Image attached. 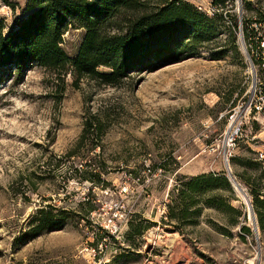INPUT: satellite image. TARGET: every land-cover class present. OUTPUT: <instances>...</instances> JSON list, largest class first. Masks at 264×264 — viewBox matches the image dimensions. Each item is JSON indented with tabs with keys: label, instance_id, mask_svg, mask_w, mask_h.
Instances as JSON below:
<instances>
[{
	"label": "rangeland",
	"instance_id": "obj_1",
	"mask_svg": "<svg viewBox=\"0 0 264 264\" xmlns=\"http://www.w3.org/2000/svg\"><path fill=\"white\" fill-rule=\"evenodd\" d=\"M181 1L221 18L218 47L117 87L83 80L77 89L40 67L18 83L0 78V264H264L252 196L264 199L262 114L252 107L239 138L227 141L233 111L246 114L254 75L247 50L263 34L264 0ZM27 3L0 0L4 34L28 14ZM83 34L64 35L69 56ZM212 48L225 49L223 58L213 59ZM87 113L103 120L100 148L67 157ZM226 160L246 197L231 185L211 204L200 198L195 216L171 218L179 184L209 173L228 178ZM43 207L64 213L62 225L24 238Z\"/></svg>",
	"mask_w": 264,
	"mask_h": 264
},
{
	"label": "trees",
	"instance_id": "obj_2",
	"mask_svg": "<svg viewBox=\"0 0 264 264\" xmlns=\"http://www.w3.org/2000/svg\"><path fill=\"white\" fill-rule=\"evenodd\" d=\"M26 11L28 14L6 34L0 23V78L14 77L16 83L32 67H40L62 82L69 76L71 85L77 89L83 80L117 87L163 65L194 57L200 49L219 46L213 39L221 18L217 14L208 17L181 0H28ZM71 30L84 32L74 56L62 48L63 37ZM213 48L211 57L222 59L225 49ZM233 49L238 53L235 45ZM103 126L100 117L87 113L82 134L67 157H79L81 146L87 152L100 148ZM221 188L233 192L224 173L185 179L178 189L174 187L178 190L179 208L171 218L183 220L186 215L195 216L200 198L211 204L214 193ZM252 196L257 225L263 232L264 199H260L257 191ZM230 210L235 211L231 207ZM54 211L52 207L36 209L22 236L32 239L59 228L64 213ZM167 225L172 227L167 230L178 229ZM242 230L248 232L246 228Z\"/></svg>",
	"mask_w": 264,
	"mask_h": 264
},
{
	"label": "built area",
	"instance_id": "obj_3",
	"mask_svg": "<svg viewBox=\"0 0 264 264\" xmlns=\"http://www.w3.org/2000/svg\"><path fill=\"white\" fill-rule=\"evenodd\" d=\"M214 2V0H212ZM213 10V8L211 9ZM213 12V11H212ZM247 52V60L254 71V75L252 78V86L250 89V97L247 100V109L246 114L242 116V112L234 110L233 114L230 116V127L228 133L227 141L229 143H234L236 139L239 138L241 134V129L246 124V116L251 114L254 107V112L262 114L264 119V104L253 105L254 100H264V31L262 36H259L254 44L249 43ZM264 102V101H263ZM258 161H264V153H259Z\"/></svg>",
	"mask_w": 264,
	"mask_h": 264
},
{
	"label": "water",
	"instance_id": "obj_4",
	"mask_svg": "<svg viewBox=\"0 0 264 264\" xmlns=\"http://www.w3.org/2000/svg\"><path fill=\"white\" fill-rule=\"evenodd\" d=\"M225 163H226V164H225V167H226V171H227V174H228V179H229L231 185L234 186V188H235V189H236L241 195H243L244 197H246V194L244 193L243 188H241V186H240L237 182H235L234 177L230 174V169H229V165H228V163H227V160H226ZM250 207L252 208V206H250ZM249 211H250V213H252V210H249ZM252 216H253V218H254V214H252ZM253 224L256 225L255 220H253ZM255 229L257 230L256 227H255Z\"/></svg>",
	"mask_w": 264,
	"mask_h": 264
},
{
	"label": "bare ground",
	"instance_id": "obj_5",
	"mask_svg": "<svg viewBox=\"0 0 264 264\" xmlns=\"http://www.w3.org/2000/svg\"><path fill=\"white\" fill-rule=\"evenodd\" d=\"M235 189V188H234ZM236 190V189H235ZM237 191V190H236ZM238 192V191H237ZM241 197V196H240ZM244 197V196H243ZM243 197H241L243 199Z\"/></svg>",
	"mask_w": 264,
	"mask_h": 264
}]
</instances>
